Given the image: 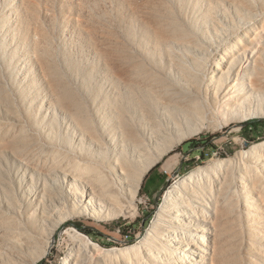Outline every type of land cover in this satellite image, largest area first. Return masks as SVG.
<instances>
[{
    "label": "bare ground",
    "instance_id": "6f19581e",
    "mask_svg": "<svg viewBox=\"0 0 264 264\" xmlns=\"http://www.w3.org/2000/svg\"><path fill=\"white\" fill-rule=\"evenodd\" d=\"M14 1V34L35 28L73 132L51 134L28 112L21 117L16 143L40 182L2 186L0 264H35L71 217L135 212L145 175L175 146L204 129L264 117V0H109L121 12L103 0H73L79 37L102 46L112 72L109 99L68 83L39 4ZM199 3L207 5L203 19ZM190 5L197 13L188 16ZM128 15L135 28L124 33L119 21ZM248 153L244 165L196 167L177 179L134 245L105 248L68 226L73 244L59 264H264V142Z\"/></svg>",
    "mask_w": 264,
    "mask_h": 264
},
{
    "label": "rangeland",
    "instance_id": "374dc122",
    "mask_svg": "<svg viewBox=\"0 0 264 264\" xmlns=\"http://www.w3.org/2000/svg\"><path fill=\"white\" fill-rule=\"evenodd\" d=\"M13 1L0 0V177L3 178L2 182L5 180L4 183H0V197L4 194L2 186L7 183L18 185L20 181L27 184L40 182L35 171H32L25 163L28 157L27 149L21 150L22 146H17L16 143L18 135L21 134L19 124L23 114L28 112L27 116L30 120L36 118L34 122L38 123V126H43L51 134L62 133L64 135L66 131L71 134L73 132V122L64 121V114L68 115L65 110L66 106L63 102L59 104L61 100L58 99L56 86L46 71L42 53L36 45L38 38L35 28L33 27L31 34L26 33L21 36L22 38L14 34L16 15L15 1ZM58 1L53 7L48 0H43L41 3L35 0L42 12L40 24L50 30V41L58 58L57 63L64 70L66 80L72 87L83 93L86 94L88 91L91 97L98 96L104 99L113 97L115 95L113 82L115 81L111 75L112 72L109 73L105 67L103 48L100 49L102 46L99 45V48L98 44L87 40L84 35L79 37L76 26L79 13L73 5H70L73 0H67L69 3L66 5H63L65 2H61L62 0ZM107 1L109 0H103L107 6H110L111 1ZM199 5V12L202 13L199 18L203 19L207 14V5L203 3ZM111 6L115 7H113L114 11L121 12L116 4L113 3ZM190 8L186 11L188 16L191 13H197L195 7L190 5ZM45 11L50 12L54 18V30L52 31L46 20L47 17L44 16ZM5 16L8 17V30L2 26ZM131 22L130 15L119 21L124 33H127L129 28L133 29L134 25ZM136 36L139 37L140 34L137 32ZM14 59L18 64L14 62ZM262 142H264L263 116H251L244 120L227 122L219 127L204 129L185 139L164 155L145 175L137 196L136 213L122 214L108 219L88 216L67 219L58 228L47 253L35 264L43 262L44 264H59L64 255L65 246L73 244L65 233V229L70 225L81 226L84 231L77 227L79 231L85 232L84 234L105 248L121 250L136 244L149 228L165 192L177 179L196 167L215 166L222 163L218 171L222 169L224 171L230 167L244 165L249 160L248 150L251 146ZM15 146L18 147L17 150L13 148ZM21 151L26 152L21 153ZM76 239L78 244L84 242L81 236H76ZM114 254L120 255L117 252ZM129 254V256L133 255V253ZM113 255L111 258L118 260V256Z\"/></svg>",
    "mask_w": 264,
    "mask_h": 264
},
{
    "label": "trees",
    "instance_id": "16d2710c",
    "mask_svg": "<svg viewBox=\"0 0 264 264\" xmlns=\"http://www.w3.org/2000/svg\"><path fill=\"white\" fill-rule=\"evenodd\" d=\"M149 220V219H148ZM77 227L79 228V229H81V231H84V229L81 227V226H78L77 225ZM85 233V232H84ZM41 264H44V262L43 263H41Z\"/></svg>",
    "mask_w": 264,
    "mask_h": 264
}]
</instances>
